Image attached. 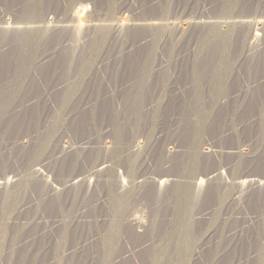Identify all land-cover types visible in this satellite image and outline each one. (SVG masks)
<instances>
[{"label": "rangeland", "instance_id": "1", "mask_svg": "<svg viewBox=\"0 0 264 264\" xmlns=\"http://www.w3.org/2000/svg\"><path fill=\"white\" fill-rule=\"evenodd\" d=\"M0 264H264V0H0Z\"/></svg>", "mask_w": 264, "mask_h": 264}]
</instances>
